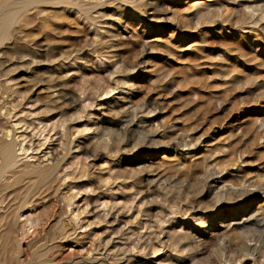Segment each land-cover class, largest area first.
Segmentation results:
<instances>
[{
	"label": "rangeland",
	"instance_id": "1",
	"mask_svg": "<svg viewBox=\"0 0 264 264\" xmlns=\"http://www.w3.org/2000/svg\"><path fill=\"white\" fill-rule=\"evenodd\" d=\"M85 1L86 0H83L82 2L86 3ZM90 1L94 2L97 0H93V1L87 0V3H90ZM101 1L104 2L103 4L107 2L106 3L107 5L105 4V6L103 5V6L96 7L94 11L95 12L97 11L99 13L97 12L92 13V16H96V15L102 16L103 14H105L104 15L105 17L104 16L101 17V19L97 22L99 27L96 24L97 25L96 28L98 29H94L93 26H91L92 29L89 27L90 32L83 31L81 33H78L79 35L77 34L78 36H76L75 40L73 41L74 43L72 42L73 43L72 48L74 50L75 49L76 51L79 50L80 53L87 52L84 54L85 56L84 55L80 56L82 58H85L83 59V61L86 60L87 63L85 64V69L81 70L82 72L80 75L81 77L75 74V76L73 77L75 79H72V82H70V85L73 84L72 85L73 89L76 87L74 92L78 91L77 88L81 90L78 92H82V94L75 92V97L79 96L78 98L79 100L77 101L76 111L77 113H79L78 116L81 118V120L78 119L79 123L77 125L73 124L71 128L73 129L76 128L75 130L80 132L83 125L84 126L86 125L88 130L85 131L83 134H79V136L76 133L72 135V139L73 138L74 139L71 145L67 147L66 149V152H67L66 156L60 162L59 172L60 171L61 172L58 173L57 176H58L59 182L61 184L63 183L64 185L62 184V186L57 187L59 188L57 189V195L58 197L60 195L62 196L68 189H71L70 190L71 192H69V194H72V195L74 194V199L71 201L70 208L66 209L67 212L65 211L66 214L62 212L60 214H62L61 217L63 218V220L65 221L67 220V223L68 224L71 223L70 225L73 226L72 228H74L72 238L70 237V239L77 237L76 239L79 242H81V245H83V247L78 248L75 245L74 247H68V245H65L63 249L64 250L66 249L67 252H69L70 250H72L71 248H75L78 251V254L81 255V256L78 255L80 256L79 258L85 261L90 262L92 259H94L95 256H96L95 258L99 257L98 259H101V258L104 259L101 261H105V260L109 261L111 259L110 256L115 258V256L119 254V252L120 253L121 251L123 252L124 247L127 246L126 249H128L129 248L128 246H130L129 244H131L132 242L137 245L138 242L135 243V241L138 239V236L141 237V240L143 242L145 241L149 243L151 242L150 246L156 247L157 249L159 247L158 245L159 243L157 242L159 240L166 241L165 238H167L168 235L175 233L174 236L178 235L179 237L182 236L181 238H183L190 234L195 237L199 236L198 237L200 239L199 244H200V248H202V251H196V250L193 251L190 248V247H193V244L191 245V243H188L189 240H187L185 244L180 245L181 249L179 247L180 251L178 250L179 252L178 254L175 251L169 252L167 251L166 248L164 249L163 247L161 248L159 247L157 249L159 250V252L155 257L149 253V252H152V250H149V249H145V251H148V252H145L143 250V255H142L141 254L142 251L140 252L138 250L140 249L139 246L142 247L144 243L142 244L139 242L137 246L136 245L133 246L134 248L136 247L135 249H137L133 251L135 254L133 252H130L128 249L127 255H124L123 257L120 256L119 258H121V260L117 261L118 263L116 262V264H125V263L127 264H157V263L160 264L161 262H162L161 264H167L168 263L167 259H169L170 257H171L170 259H172L173 257L178 258L181 255L183 258L182 257H179V258H182V259L187 258V262H190L189 264H192V262L194 264L196 263V261L198 264L201 261V264H202V260L203 262L204 260L207 262L209 260V262H211L212 255L209 254V252L212 250V248L213 250H217L218 252H220V254L222 252L223 254L225 253L223 255L224 257L229 255V258H231V261L233 262V264H239V263L240 264H255L256 262L254 263V261L252 260H246V261L240 260L239 261L238 258H236L237 256L229 252L228 248H224L225 245H223L224 243L223 240L217 241L215 240L216 239L215 236H213L214 234L213 232H215L214 230L220 227L219 225H222V226L224 225V223L221 224L223 222L221 219H228V218L231 219L232 218V216H230V214L228 213L232 211L233 208H230L229 206H222V207L220 206L216 208L213 204V200L209 198L211 196H209L208 193L204 192L201 194L200 197L196 198L197 195L195 196V194L193 193H190L188 191L187 193H185L187 188L189 187H187L186 190H183V188L185 187L180 185L179 182H181L182 184L183 180H186L187 177L190 176L192 178V174H194L195 172L199 170L197 166H202V165H199L202 163V160H203V163H218L220 160L221 165L229 164V162L224 161L226 160L224 159L225 157L229 158L230 160L227 159L226 161H230V162L232 161L234 157L236 158L239 157L240 159L238 158V161L242 162L241 163L242 165L241 164L238 165L242 171L240 170L239 173H236L235 171H231L230 172L231 175L241 174L242 176L241 172H244L246 175L247 173H249L252 176L255 173H258V174L259 172L262 173V169L264 171V165H262L264 164V161L263 162L261 161V160H264L263 159L264 158V137H263L264 127H262L264 126V124H262L264 123V80H263L264 72L260 71L258 68H255L254 64H251L253 62L247 61V59L251 56V53H253V51H256V50L259 52H262L261 55L264 58V47L259 46L258 43L251 41L249 34L245 32L247 29L242 28L243 26L242 24H245L246 22V20L244 19L245 17L248 20L247 22L251 20L250 22H256L258 25L260 24L262 27H264V19L261 20L259 16L260 11L258 10L257 12L254 11L253 13H251V8H250V7L254 8V6H257L258 8L261 7L263 9L264 0H246L244 2L242 0L236 1L235 2L236 5L234 9L235 11H233L232 13L236 17L232 18V20L229 23L226 21L227 24H222L221 22L222 20H220L222 17H219L221 16L220 11L216 14L217 16L215 15V13L214 14L212 13L213 15L212 14L208 15V11L205 12V8L203 6H205V4H213L214 1L216 0H213L212 3L208 2V0H197L199 1V4L193 7L190 6L192 2L189 3L190 5L189 4L187 5L184 3L188 0H185L184 2H182V0L181 2H175L179 0H132V2L131 0H128V1L101 0ZM189 1H192V0H189ZM135 7H137L136 8L137 10L135 9ZM139 7H141V9ZM163 7H164V10H162ZM154 9H155V12H154ZM172 10H175V11L173 12ZM140 13L143 15H141ZM78 15L76 16L79 17ZM80 19L82 20L83 16H80ZM182 22L183 24L184 22L185 24L186 23L187 24L183 25ZM177 26H181L182 28L180 27L178 28ZM70 27L72 28L73 25L71 24ZM185 28L187 29V31H184ZM105 31H107L108 33ZM110 33L112 34V36L114 35H117V36L115 38L113 37V40H112V37H110L111 35ZM154 33H158V34H154ZM119 35H122V39L121 38L119 39L120 37ZM135 35L136 37H134ZM131 36L134 38H132ZM98 41L100 43H98ZM102 41L105 44L106 43L107 44L106 45L101 44ZM117 41H120V42H117ZM85 42L89 44L82 45ZM108 42L110 44H108ZM37 44L38 42L35 43V45ZM99 44L103 46L100 45L99 47H95V46H98ZM89 45L91 46V48L92 47L93 48L91 49ZM106 46L108 47V49ZM109 46L113 48H110ZM36 47L39 48L41 47V45L38 44ZM55 47L57 48L54 49V52L56 51L59 52L61 45H57ZM101 47H104V48L102 49ZM54 52L52 53V55L55 57V59L56 58L58 59L59 56L56 55V53L54 54ZM49 55L51 54H45L43 56L41 55L39 59L44 60L45 59L44 57L47 58L49 57ZM91 60L95 64L91 63L92 62ZM83 61H79V63L77 61L75 64V67L73 66L72 69L76 70V68L80 66L82 68ZM62 62L63 60L59 61L60 64ZM233 64L236 66V71L234 70L235 73L234 71H232L234 68L232 66ZM8 65L5 67V71H6L5 77H7L6 85L12 86V89L15 90L17 89V85H14V84L17 83L16 76L18 75L19 70L13 68L14 65H10V66ZM46 65L48 64H45V66L40 67L38 69H35V71L39 73L37 74V76H41L42 74L41 77H38L39 79H42V77L44 76L43 74H45L47 70L49 72V68ZM17 67H20V65H17ZM22 70L24 71L25 68ZM241 72L242 74L239 75ZM69 74H71V72H69ZM82 75L84 78H86L85 80L82 77ZM235 76L236 78H234ZM12 78L13 79L15 78L14 81ZM80 78H82V80ZM232 78H234L235 80H233ZM260 78H262L261 79L262 81L260 80ZM76 80L78 83L76 82ZM81 83H83L82 85L84 89L82 88ZM77 84L78 86H76ZM84 84H88V85H84ZM89 85L90 86L92 85L93 88L92 86L89 87ZM106 85L107 87L105 88ZM129 85L131 86L129 87ZM80 87L82 89H80ZM89 88L91 89L89 90ZM86 89L87 91H84ZM102 89H104V91H102ZM76 93H78L79 95L78 94L76 95ZM130 93L132 94V105L133 106L131 107L130 104L126 105V108H127L126 110L128 112L126 111L125 113L124 111L123 112L121 111L120 107L127 103L125 101L126 99L124 98L126 97L128 98ZM39 96L37 95L39 99H42L43 96L42 95H39ZM94 96L96 97L94 98ZM30 102L31 100L29 101L28 104H26V106L24 105V107L22 108V113L20 114L18 113V115H21L22 117H24V114H26L25 117H28L26 119L27 120L26 125H30V127L25 129V126H24L20 130L14 128V130H17V131L13 132L15 134L14 149L17 155L16 161H17V165H20L22 163H32V164L41 163V165H45V164H48V162L49 163L51 162V157L49 156L50 152H48V151H51V147L52 148L55 147V149H57L56 155L58 157H62L63 153L65 152V150L62 149L61 147L65 139L64 138L61 139L59 136H60V133L66 128L65 127L66 125L64 124V126L59 129V132L57 130L58 134L55 135V137L52 136V134L55 132L56 129L53 130L54 132L52 130L48 132V130L50 128L53 129L54 125L56 124L55 122H57L56 119L58 120L61 118H58L57 116L55 118L51 117L49 121H44V122L41 121V123H39L40 117L37 115V113L41 111L42 107L41 106L39 107V105H36L34 102H31V103ZM31 105L35 106L36 108L35 107L33 108V106ZM129 107L132 109H130ZM118 110H120L121 113L118 112ZM105 113L107 115H105ZM131 115H133L134 117ZM121 116L122 117L124 116V117L121 118ZM110 117L112 118V120ZM130 118L133 119L132 124H134V122L143 121V125H145V127L141 128L142 129L141 132L143 133L145 132V134L140 133L141 135L140 136L137 129H135V126H130L128 128L126 127L127 129L124 128L126 130L119 129L120 126L124 125L123 121L121 120L130 121L131 120ZM100 119H107V120L109 119L110 121H113V122L115 121L114 123H116L118 127H114L113 129L115 130L111 131L110 134H108V136H102L100 138L102 140L101 142V144H103L102 146H104L105 143H107V146H104L105 148L107 147L106 148L107 152L106 150H104L105 152L104 154L108 156H105L103 154L99 156L100 159L99 158L97 159V157L93 156L94 154H96L95 153L96 151L95 152L94 150L92 151V148H90L91 150L88 148V149L82 150L81 152H79V148L82 145V143L85 144L87 141H88L87 143H89V140L87 139L95 135L94 127ZM256 119H259V120H256ZM249 120L253 124H251ZM259 122L262 124V126H259L260 125ZM9 123H10L9 125L12 126L15 123L14 119H11ZM249 124L252 127H250ZM31 127L33 128V130H31L32 129ZM43 128H44V131L40 135V139H43V138L46 139L47 142L43 146V148L46 147V149H43L42 152L39 153L40 151H36L35 149L36 147L34 146V143L36 142L35 139L38 138V129L42 130ZM116 128L118 130H116ZM191 129L192 131L190 132ZM240 129L243 130V132L240 131ZM146 130L147 131L149 130V131L147 132ZM246 131L248 134H252L253 136L246 134L245 133ZM256 131H258L259 133L262 131V133H260L259 135V133ZM20 132H23L21 134L22 137H18V135H20ZM135 133H138V134H135ZM238 134L241 137L244 135L243 136L244 138L242 137L244 140ZM32 135L34 136V138H32L29 141L28 139ZM142 135L144 136L150 135L151 137H148V138H151V139L149 141L147 140L143 141L144 139H147V138H144ZM236 135L240 137V140L238 136L236 137ZM249 136L250 137L252 136L253 138L252 137L250 138ZM255 136H258V137H255ZM140 137L144 139L141 141ZM221 137L223 138L220 139ZM226 137H227V142L225 139ZM230 137L231 139L233 137L234 138L231 140L229 139ZM260 137H263V139H261ZM21 138H24V141L21 142L19 145V141L21 140ZM188 138L189 139L194 138L195 140L197 139V141L199 139L200 148L197 150L196 147L189 148V146L188 147L182 146L180 141L183 139L184 141L189 140ZM51 139L53 140L49 141ZM152 140H153V144H157V145L151 144L153 145V148L149 144L150 141ZM220 140L221 142H219ZM237 140L239 142H237ZM241 140L244 142V144ZM188 142L189 141H185V143H188ZM231 142L235 144L233 145ZM136 143H139V145ZM238 143H241V144H238ZM113 144L115 146H113ZM132 144L133 146H136V145L142 146L143 144L142 146L143 150L132 152V149H134L133 147L131 148ZM231 144L232 146L230 147L229 145ZM158 145L160 146L158 147ZM177 145H178V149H177ZM24 146L29 148V150L25 154L23 153V151H21V148ZM108 146H110V148ZM118 146L122 148L129 147L128 149L130 152H128V150L125 151V153H127L126 154L127 157L125 155L122 156V153H121L122 148L119 149L120 147L117 148ZM154 146L156 149L154 148ZM160 147L164 149H161ZM225 147H227V149ZM114 148H117V150H115ZM212 148L213 150H211ZM229 148H232V149H229ZM233 148L236 150L238 148L239 150L243 148V150L236 151V150H233ZM58 149L60 150L62 149V152L63 150L64 152L61 153V151H59ZM108 150H109V153L111 152L110 156L108 154ZM215 150L217 152L216 154L214 153ZM248 150L253 152L254 155L250 151H249L250 153H248ZM229 151L232 152L231 155ZM205 152L206 154H204ZM233 152H236V153H233ZM132 153L135 155L138 154L137 156H140V157H143L144 155H154L153 158H150L149 156L146 157V159H150V161L152 162V165L154 167V172L159 173V174L161 173L163 179L164 177H166L167 179H170V178L172 179V176L175 177L176 178L175 182H177L180 185V187H178L179 185L177 184L176 188L177 187L178 189L182 188L181 190H179L180 193L178 192V194L177 193L175 194V192L178 191L177 189L174 193H172L173 195L166 192L167 185L163 181L162 186L166 185L164 186L166 188L158 189L159 191L158 190L153 191L152 192L153 194H151L149 192L150 187L146 184V182H144V180L146 179L145 176L139 173V174H136V177H133V173H127L128 171L134 172L136 170L134 173H138L140 171L138 170L139 165L131 162V158L133 157L131 155ZM180 153L183 156L180 155ZM247 153H248V156H247ZM257 153L259 154L257 155ZM194 154L196 157L193 156ZM207 154H209V157ZM221 154H223L224 157ZM249 154H251L250 155L251 157H249ZM75 155H77L78 160L81 163H85L87 166H89L87 169L88 179L87 178H85V180L76 179L75 182L71 180V176L74 173L75 175L73 176L74 177L76 176L77 170H75V168L76 169L79 168V164L77 166L71 164L72 158ZM191 155L193 157H191ZM205 155H207V157ZM213 155H217V156L214 157ZM240 155L241 156L243 155V156L241 157ZM173 156H175L176 158ZM210 156L213 157L212 160H211L212 157ZM230 157H232V159ZM172 158H175V159H172ZM182 158L185 160V162H183L184 160ZM258 158L260 159L259 161H258ZM243 162L244 163L246 162L245 163L246 166ZM175 164L176 165L178 164L177 165L178 167ZM156 165L159 166V168L155 169V167H157ZM176 167L177 169H175ZM192 167L197 170H194ZM191 168L193 169V171L189 170ZM159 169L161 170V172ZM164 169L167 172L164 173L162 171ZM170 169L172 171H170ZM174 169L178 171V174L175 173L177 171H174ZM119 171L122 173L120 174ZM71 172L72 173L74 172V173L72 174ZM172 172H174V174L171 175ZM179 173H182V175ZM186 173H188L189 176L187 174V177H186L185 175ZM110 174H113V175L118 174L119 177L121 175L122 177L116 179L114 182L112 181L114 179L109 178L108 182H110V184L103 183L107 185L105 188V185L99 182L100 181L99 178L100 177H102L101 179L106 178V175L108 177ZM130 174H132L131 176L133 178L130 176ZM165 174L166 175L169 174L170 175L168 176L169 178ZM69 175H70V178H69ZM90 175L92 176V178ZM179 175H181V177ZM184 175L186 177L185 179H184ZM98 176L100 177L98 178ZM182 176H183V179H182ZM179 177L182 180L178 179ZM230 178L231 176L228 177V179ZM188 180H190V178H188ZM59 182L57 183V186L60 184ZM183 183L185 184V181ZM197 186L199 187L198 188L199 190H202V186L204 187V189L206 187L202 183ZM197 186L192 188L194 193L198 191ZM141 189H143L142 191H144V192L141 191L142 194L140 192ZM182 190L183 192L185 191L184 194ZM162 191H164V193ZM189 191H192V190H189ZM159 193H161V196ZM189 194H192L195 196V197L193 196L194 198L193 200L189 199L192 197V195L190 197ZM188 195H189V198L187 197ZM154 196L155 197L157 196L156 198L157 206H154L155 205L153 204L154 202H152L153 205L150 204L151 202H146V200L148 201ZM171 196H173L174 199ZM185 196H186V199L188 198V200L185 199L184 201L185 204H184L182 201L183 200L182 198ZM104 197L106 198V200L108 199L110 200L108 201L111 203V205L108 206V208L107 207L104 208L103 211H102V207L100 206L98 208H95L94 206L96 204V201L99 200L100 198L104 199ZM162 197L165 198L164 200L165 202L169 200L167 203H170V204L172 203L170 205L171 207L179 203V206L183 207L184 209L185 207H187L186 209L195 207V209L200 208V210L198 209V211L188 212L184 216L185 218H179L177 216L176 218L174 217L173 213L170 216H168L171 213L170 211L176 212L177 210L176 208L171 209V207L168 206L169 204L165 203L162 200L163 199ZM175 197L176 198L180 197V200L179 198H177L176 200ZM168 198H171V201ZM262 201L263 200L261 198H258L254 200L253 202L247 201L245 202V204H241V205H243L244 208L247 207L246 208L247 211L249 210V212H252L254 208L257 206V204L259 205V203H261ZM114 202L117 205H114L115 204ZM144 203L146 204L145 206H144ZM191 203H192V206L194 205L193 207L190 206ZM202 203L204 204V207ZM208 203L209 204L212 203L209 205L210 208L209 206H207ZM130 204H131V208H129ZM162 204L164 205L165 208L162 206ZM165 204H167V206ZM180 204H183V205H180ZM60 206H62V203H60ZM125 206H127L126 207L128 208L127 210ZM158 206L159 207L162 206L164 209H166L167 207V209L164 210L163 208L161 207L159 208ZM109 208H110V211L112 208L111 212H108ZM119 208H121V210ZM158 208L161 209L162 213L161 212L157 213V210H159ZM168 208L170 209L169 211H167ZM202 208L206 210L204 209L202 210ZM39 209L41 208H38L37 211H40ZM146 210L147 212L149 211L148 214L151 213L149 216L147 212H145ZM137 211L140 213L138 214ZM237 211H240V210H237ZM103 212L104 214L107 212L109 215L103 218L104 217ZM144 213H146L147 215H145ZM154 213H156L158 216L156 217V214L155 216H152ZM27 214H28L27 212L23 213L19 219L20 221L18 220V225H20L21 228L23 226L21 231H19V234H22V236L26 238V239L24 238L25 239L24 240L22 237L25 244L31 243V240L34 239L33 238L34 236H32L33 235L32 232L36 228V227L34 228L31 227L29 222H26L25 224L24 220L28 216ZM99 214H102L103 217ZM160 214H162V216H160ZM146 216L147 217L152 216V217L146 218ZM159 216L163 218V220L160 219ZM200 217L203 219H201ZM244 217L246 216L242 214L239 215V218L241 219ZM258 218H261V217L258 216ZM69 219L72 221H70ZM157 220L159 223H157ZM161 221L164 224L160 223ZM143 223L148 224V225L146 224L147 226H144L147 229H144L141 226V224ZM156 224H160L159 227L161 228H159L158 225ZM25 225L26 227H24ZM116 231H119V232H116ZM120 231L124 233V235ZM167 232H169V234H167ZM241 235H242V240H246L243 242L247 246L252 245L256 241H259V242H256L257 244H261V242H263L262 244H264V230L256 226H250L248 227L247 230L242 229ZM127 236L130 237L131 240L130 239L126 240V238H128ZM154 236L155 237L158 236L159 238L153 239L152 237ZM250 236L254 237L252 238V240L250 239L252 242L247 241L249 240L248 237ZM212 237H214L215 239ZM78 238H80L81 240H79ZM124 239L126 241H131V243L124 242L125 241ZM155 239L157 240L155 241ZM254 239H256V241ZM82 240H84L83 242L85 241L86 242L83 244ZM107 240L109 243L107 242ZM208 240L211 241V244L210 242H208ZM153 242H156V243L153 244ZM91 243H94L95 246L92 247L91 245L90 246L91 249H89L90 248L89 245ZM122 243L126 245L124 246V244ZM202 243L203 244L205 243V244L203 245ZM207 243L208 245L206 246ZM97 245H100L102 248L101 247L98 248ZM211 246H215L216 248L211 247ZM95 247H97L98 250L94 249ZM122 247L123 249H121ZM63 249L60 248L61 252L64 251ZM115 249L118 250L117 251L118 253L116 252ZM119 249H121V251ZM79 250L81 252H79ZM82 250H85V251H82ZM87 250L88 251L92 250L93 253L92 252L89 253L90 251L88 252ZM55 251H57V249H55ZM131 253L132 255H130ZM144 253H145V256H147L146 259L144 257ZM136 254H138L139 256H137ZM205 256L206 258L207 257L208 258L206 259ZM127 257L130 259L126 260ZM199 259L200 261H198ZM210 264H215V263L211 262ZM224 264H228V263H224Z\"/></svg>",
	"mask_w": 264,
	"mask_h": 264
},
{
	"label": "bare ground",
	"instance_id": "2",
	"mask_svg": "<svg viewBox=\"0 0 264 264\" xmlns=\"http://www.w3.org/2000/svg\"><path fill=\"white\" fill-rule=\"evenodd\" d=\"M82 1L81 0H0V264H116L117 261L121 260V258H119L120 256L123 257L124 255H127L128 249H129L130 252H133L134 250H137V249H135L136 247L135 248L133 247L136 244H134L133 242H132L133 243L132 244L131 241H126V240H129L130 239V237H128V236H127L128 238L125 237L126 240L124 239L125 240L124 242H126V243L127 242H130L131 243V244H129L130 246H128L129 248L126 249L127 246L124 247L126 244L122 243V244H124V246H123L124 249H123V247L121 248V249H123V252L121 251V249H119L121 251V253L119 252V254H117L115 256V258H113L112 256H110L111 259L109 261H107V260L101 261V260H104V259H102V258L101 259H98L99 257L98 258H95L96 256L90 262L89 261H85V260L79 258L81 255L78 254V251L75 248H71L72 250H70L69 252H67L66 249H65L66 251L63 249L65 245H68V247H74V245L77 246L78 248H82L83 247V245H81V242H79L76 239L77 237H75L73 239H70V237L72 238V234H73V231H74L73 229L74 228H72L73 226L70 225L71 223L70 224L67 223V220L66 221L63 220V218L61 217L62 214H60L61 212L62 213H65L66 209L70 208L71 201L74 199V194L73 195L72 194H69V192H71L70 191L71 189H68L67 188L68 190L62 196L60 195L61 197L60 196L58 197V195H57V189H59L57 187L62 186V184H63V183L61 184L59 182L57 174L61 172V171L59 172V166H60L61 160L67 154L66 149H67V147H69L71 145V143H72V141L74 139V138L72 139V135H74V133H76L79 136V134H83L85 131L88 130V128L86 127V125L85 126L83 125L82 129L80 130V132L77 131V130H75L76 128L75 129L71 128L73 124L77 125L79 123V120H81V118L78 116L79 113H77V111H76L77 101L79 100L78 99L79 96L78 97H75V92H78V91H81V90H79V88H77L78 91H75L74 92V90L76 89V87L73 89V87H72L73 84L70 85V82H72V79H75V78H73L75 76V74L77 76H80L81 75V73H82L81 70L82 69H85V64L87 63L86 60L83 61V59H85V58L80 57V56L84 55L87 52H85V53L81 52L80 53L79 50H78L79 52L76 51V49L74 50L72 48V45L74 43L73 41L75 40L76 36L79 35L78 33H81L83 31L90 32L91 26H93L94 29H98V28H96V26L98 25L97 22L105 14H103L102 16H100V15L92 16V13H96L97 12V11L96 12L94 11V9L96 7L103 6V5L105 6V4L107 3L106 2L105 4H103L104 2L101 1V0H97V1H94V2H91L90 1V3H87V0L85 1L86 3H83ZM123 1H128V0H123ZM184 1L185 0H182V2H184ZM216 1H214L215 4L214 3L213 4H205V6H203L205 8V12L208 11V15H210L212 13L213 14L215 13V15H216L220 11V15L221 16H219V17H222L220 19V20H222L221 21L222 24H227L226 21L229 23L232 20V18L236 17L232 13H233V11H235L234 10L235 9V5H236L235 2L238 1V0H218L217 2ZM239 1H241V0H239ZM242 1L244 2L246 0H242ZM131 2H132V0H131ZM175 2H181V0L175 1ZM190 2H192L191 5L189 4ZM208 2H211L212 3L213 0H208ZM184 3L187 4V5L189 4L191 7H193L195 5H198L199 4V1H197V0L189 1L188 0V1L184 2ZM136 8L137 7H135V9ZM139 8L141 9V7H139ZM139 8H138V10H139ZM250 8H251V13H253L254 11L257 12L259 10L260 11L259 12L260 19L261 20L264 19V8L263 9L261 7L258 8L257 6H254V8H252V7H250ZM155 9H154V12H155ZM162 10H164V7L162 8ZM175 10H172V11L174 12ZM97 13H99V12H97ZM76 15H78L79 17H77ZM141 15H143V14H141ZM246 15H248V14H246ZM80 16H83V19L82 20L80 19ZM244 19L246 20V22L248 21L246 19V17ZM250 21L247 22V23L245 22V24H242L243 25L242 28H246L247 29L245 32H247V34H249V36L251 38V41L256 42V43H258L259 46L264 47V27H262L260 24L258 25L256 22H250ZM237 23H239V22H237ZM259 23H260V21H259ZM71 24L73 25L72 28L70 27ZM182 24H183V22H182ZM184 24H185V22H184ZM256 24L258 25V27H257ZM98 27H99V25H98ZM177 27L178 28L179 27L182 28L181 26H177ZM184 31H187V29L185 28ZM105 32H107V31H105ZM154 34H158V33H154ZM188 35H190V34H188ZM116 36L117 35H114V36H112V34L110 35V37H112V40H113V37L115 38ZM119 36H120L119 39L120 38L122 39V35H119ZM134 37H136V35ZM134 37H132V38H134ZM116 39H118V38H116ZM101 40H102V38H101ZM99 41H98V43H100ZM36 42H38V44H40L41 47L37 48L36 46L38 44L35 45ZM102 42H101V44H104V45L107 44V43L105 44L104 42L103 43ZM117 42H120V41H117ZM85 44H89V43H86L85 42L82 45H85ZM101 44H99L98 46H95V47H99ZM108 44H110V43L108 42ZM57 45H61V48L59 49L60 51L59 52L58 51L54 52V49L57 48L55 46H57ZM90 45H89V47L91 48ZM101 46H103V45H101ZM111 46H109V47L110 48H113ZM81 48H82V46H81ZM101 48L103 49L104 47H101ZM107 49H108V47H107ZM53 52H54V54L56 53V55L59 56L58 59L57 58L55 59V57L52 55ZM261 53L262 52H259L257 50L256 51H253V53H251V56L247 59V61L253 62L251 64H254V67L255 68H258L260 71L264 72V58L261 55ZM45 54H51V55H49V57H47V58L44 57L45 58L44 60L39 59V57L41 55L43 56ZM99 54H98V56H99ZM50 56H52V57H50ZM60 60L61 61L63 60V62L61 64L59 63ZM77 61H78V63H79V61H83V67L81 68V66H80V67H77L76 70H73L72 68H73V66L75 67V64H76ZM91 63H93V61ZM45 64H48L46 66L49 68V72L47 70V72L45 74H43L44 76L42 77V79H39L38 77H41L42 74H41V76H37V74H39V73H37L35 71V69H38L40 67H43V66H45ZM93 64H95V63H93ZM246 64H248V63H246ZM251 64H249V65H251ZM7 65L8 66L14 65L13 68L19 70V73L16 76L17 83L15 82L16 84H14V85H17V89H15V90L12 89V86L6 85L7 84L6 83V78L7 77H5L6 76L5 67ZM17 65H20V67H17ZM232 66L234 67L232 71H234V70L236 71V66L234 64ZM21 68L22 69L25 68V70H26L27 73L25 72V70L23 71ZM235 71H234V73H235ZM255 71H256V69H255ZM69 72H71V74H69ZM241 74H242V72L239 75H241ZM253 76H254V74H253ZM82 77H83V75H82ZM234 78H236V76ZM234 78H232V79L235 80ZM14 79H13V81H14ZM80 79L82 80V78H80ZM85 79L86 78H84V80ZM223 79H224V77H223ZM232 79H230V80H232ZM261 79L262 78H260V80ZM263 80H264V78H263ZM11 82H12V80H11ZM76 82H77V80H76ZM79 84H80V82H79ZM82 84L83 83H81V85ZM88 84H84V85H88ZM258 84H260V83H258ZM81 85H79V86H81ZM76 86H78V84ZM91 86L89 85V87H91ZM130 86L131 85H129V87ZM106 87H107V85L105 86V88ZM82 88H83V85H82ZM82 88L80 87V89H82ZM92 88H93V86H92ZM90 89L91 88H89V90ZM104 89H102V91H104ZM100 90H98V91H100ZM84 91H87V89L84 90ZM78 93H81L82 94V92H78ZM78 93H76V95ZM83 93H85V92H83ZM37 95L38 96L39 95H42L43 96L42 99H39L37 97ZM95 97L96 96H94V98ZM124 99H126L125 101L127 103L124 104L123 106H121L120 109H121L122 112L124 111L126 113V111H127L126 110L127 109L126 108V105L130 104L131 107L133 106L132 105V94L130 93V95L128 96V98L126 97ZM30 100H31V102H34L36 105H39V107L40 106L42 107L41 111L42 110L43 111L42 112L39 111V113H37V115L40 117L39 118V120H40L39 123H41V121H43V122L44 121H49L51 117L52 118H55L57 116L58 118H61V119H58V120L56 119L57 122H55L56 124L54 125V128L53 129L50 128L48 130V132H50L51 130L53 131L54 129H56L55 132L53 131L54 133L52 134V136L55 137V135L58 134L59 129L61 127H63L64 124L66 125L65 126L66 128L60 133V136H59L61 139L62 138L65 139V141L63 142V145L61 147H62V149L65 150L66 153L64 152V150H63V152H64L63 153L62 152V149L61 150L58 149L59 151H61V153H63V155L61 154L62 157H58L56 155L57 154L56 153L57 149H55V147H53V148L51 147V151H48V152H50V155L49 156L51 157V162L50 163L48 162V164H45V165H41V163H36V164H32V163H22L20 165H17V161H16L17 155H16V151L14 149V147H15V140H14L15 134L13 132L14 131H17V130H14V128L20 130L24 126H25V129H27V128L30 127V125H26V121H27L26 119L28 118V117H25L26 114H24V117H22L21 115H18V113L19 114L22 113V108L24 107V105L26 106V104H28ZM33 105H31V106H33ZM242 105H243V103H242ZM34 107L35 106H33V108ZM130 109H132V108H130ZM118 112H120V110H118ZM119 114H118V116H119ZM105 115H107V114L105 113ZM85 116H86V114H85ZM131 116H133V115H131ZM81 117H83V116H81ZM123 117L121 116V118H123ZM115 118H116V116H115ZM11 119H14V122H15L12 126L9 125L10 124L9 121ZM127 119H129V118H127ZM130 119H131L130 121L129 120L128 121L121 120V121H123L124 125L120 126L119 129L120 130H123L126 127L128 128L130 126H135V129H137L139 135H140V133L141 134H145V132L144 133L141 132L142 131L141 128L145 127V125H143V121L142 122L141 121L140 122H134V124H132L133 123V119L132 118H130ZM111 120H112V118H111ZM254 120H255V118H254ZM256 120H259V119H256ZM32 122H34V121H32ZM114 122L113 121H110L109 119L108 120L107 119H100L97 122V124L95 125V127H94L95 135L94 136H91L89 139H87V140H89V143H87L88 141L86 142L87 144L86 143L85 144L82 143V145L79 148V152H81L82 150L88 149V148L89 149L92 148V151L93 150H94V152L96 151L95 152L96 154L93 155L92 154L93 152L91 154L94 157H97V159L98 158L100 159L99 156L103 155L105 153L104 150H106V148H107V147L106 148L104 147V146H107V143H105V145L102 146L103 144H101L102 140L100 138L102 136H108V134H110L111 131L115 130V129H113L114 127H118V125L116 123H114ZM247 122H248V120H247ZM246 124H248V123H246ZM251 124H253V123L251 122ZM259 124H260L259 126H262V124H264V123L261 124L259 122ZM249 126L252 127L250 124H249ZM262 127H264V126H262ZM44 128L42 130L41 129L40 130L38 129V138L35 139L36 142L34 143V146L36 147L35 149H36V151H40L39 153H41L43 149H46V147L43 148V146L47 142L46 139L45 138L40 139V135L43 133ZM126 129H124V130H126ZM139 129H141V130H139ZM31 130H33V128ZM57 130H58V132H57ZM116 130H118V129L116 128ZM191 131H192V129L190 130V132ZM240 131L243 132V130H241V129H240ZM262 131L260 133H262ZM256 132H258V131H256ZM22 133L23 132H20V135H18V137H22V135H21ZM138 133H135V134H138ZM245 133L248 134L247 131ZM260 133H259V135H260ZM263 134H262V136H263ZM238 135H236V137ZM248 135H252V134H248ZM142 136L144 138H147V139H144L143 138L144 139L143 140L142 137H140L141 138L140 139L141 141L142 140L143 141H146V140L149 141L151 139V138H148V137H151L150 135H146V136L142 135ZM258 136H255V137H258ZM199 137H201V136H199ZM223 137H225V136H223ZM223 137H221L220 139H222ZM240 137H239V140H240ZM246 137H247V135H246ZM263 137H260V138L263 139ZM32 138H34L33 135L30 136V138L28 140L30 141ZM225 139H226V142H227V137ZM229 139H231V137ZM52 140L53 139H51L49 141H52ZM256 140H257V138H256ZM23 141H24V138H21V140L19 141V145ZM181 141H180V143H181L182 146H187V147L189 146V148L190 147H196L197 150L200 148V141H199V139H198V141H197V139L195 140L194 138H190L189 140H185V141H189L188 143H185L184 139L181 140ZM219 142H221V140ZM222 142H223V140H222ZM226 142H224V143H226ZM237 142H239V141L237 140ZM237 142H236V144H237ZM246 142H248V141H246ZM139 143H136V144L139 145ZM155 143H156V141H155ZM231 143L233 144V142H231ZM149 144L150 145L153 144V140L150 141ZM176 144H177V142H176ZM232 144L229 145V146L231 147ZM238 144H241V143H238ZM243 144H244V142H243ZM138 145L133 146V144H132L131 148L132 147L134 148V149H132V152L133 151L143 150V147H142L143 144H142V146L141 145L138 146ZM150 145H148V146H150ZM153 145H157V144H153ZM153 145H151L152 148H153ZM160 145H158V147ZM113 146H115V145L113 144ZM213 146H214V144H213ZM56 147H58V146H56ZM108 147L110 148V146H108ZM119 147L120 146H118L117 148H119ZM125 147L124 148H122V147L119 148V149H121V148L123 149V150L121 149L122 156H124V155L126 156L127 153H125V151L128 150V152H130L129 149H128L129 147L128 148H125ZM215 147H217V146H215ZM236 147H238V146H236ZM117 148H114V149L117 150ZM154 148H155V146H154ZM160 148L161 149H164L162 147H160ZM173 148H175V147H173ZM225 148L227 149V147H225ZM244 148H245V146H244ZM177 149H178V145H177ZM214 149H216V148H214ZM226 149H225V151H226ZM229 149H232V148H229ZM28 150H29V148L28 147H25V146L21 148V151H23L24 154ZM211 150H213V148ZM233 150H236V149L233 148ZM237 150H239V148ZM241 150H243V148L240 149L239 151H241ZM219 151H221V150H219ZM249 151L250 150H248V153L251 152V151L250 152ZM106 152H107V150H106ZM222 152H220V153H222ZM229 152H228V154H229ZM110 153H109V150H108L109 156L111 155ZM214 153L215 154L217 153L216 150H215ZM231 153L232 152H230V155H231ZM233 153H236V152H233ZM248 153H247V156H248ZM251 153L253 154V152H251ZM204 154H206V152ZM238 154H236V155H238ZM258 154L259 153H257V155ZM104 155L105 156H108L106 154H104ZM131 155L133 156L131 158V162L138 164L139 165V167H138L139 169L138 170H140V171L138 173H134L136 170L134 172H129L128 171L127 173H133V177H136V174H139V173L141 175L145 176L146 179L144 180V182H146V184L150 187V191L149 192L151 194H153L152 193L153 191H156L158 189H164V188H166V187H164L166 185H167L166 192L172 194L177 189L178 191L175 192V194L176 193L178 194L179 190L182 189V188H179L178 189V187H180V185H182V186L185 187V188H183V190H186V188L189 187V188H187L186 192L184 191L185 193H187V191L190 192V193H193V194H195V196L197 195L196 198L200 197L201 194L204 193V192L208 193L209 196H211L209 198H211L213 200V204H214V206L216 208L217 207H220V206L221 207L222 206H229L230 208H233V210L228 213V214H230V216H232V218L231 219L230 218H228V219H221L223 221L221 224L224 223V225L223 226L222 225H219L220 227H218V228H216L214 230L215 232H213L214 233L213 236H215L216 239L214 237H212V238H214L217 241L218 240L219 241H222L223 240V242H224L223 245H225L224 248H228L229 249V252L232 253V254H234L235 256H237L236 258H238L239 261L240 260H242V261L252 260V261H254V263L256 262L255 264H263L264 263V244H262L263 242L260 241L261 244H257L256 242H259V241H256V239H254L256 242L253 241L255 243H253L250 246H247L243 242V241H246V240H242V235H241V230L242 229L247 230L248 227H250V226H256V227L264 230V203H263V201H264V171H263V169H262V173L261 172H259V174L258 173H255L252 176L249 173H247V175H246L244 172H241L242 173V176H241V174L240 175H237V174L236 175H231L230 174L231 171H235L236 173H239L240 170H241V168L238 166V165H240L242 163V162H239L238 161V158L239 157L236 158V157L232 156V157H234L233 159H232V157H230L232 159L231 162L230 161H226L229 158H226L225 157L224 159H226V160H224V161L225 162H229V164H226V165H221L220 164V160L218 162L219 164L218 163H203V160H202V163L199 164V165H202V166H197L199 170L197 172L194 171L195 173L192 174V178L189 176L188 173H186L185 174L186 177H187V174H188L189 177L186 178L185 175H184V179L186 178V180H183V182L185 181V184L183 182H182V184H181V182H179L180 183V185H179L177 182H175V179H176L175 177L172 176V179L171 178L170 179H167L166 177H164V179H163L161 173L159 174V173H155L154 172V167L152 165V162L150 161V159H146V157H148V156L150 158H153L154 155H144L143 157L137 156L138 154L135 155L133 153ZM180 155H182V154L180 153ZM207 155L209 157V154H207ZM207 155H205V156L207 157ZM217 155H213V156L215 157ZM221 155H223V154H221ZM250 155L251 154H249V157H251ZM105 156H103V157H105ZM112 156H113V154H112ZM193 156H195V154ZM193 156L191 155V157H193ZM173 157H175V156H173ZM210 157H212V156H210ZM223 157H224V155H223ZM175 158H172V159H175ZM212 159H213V157L211 158V160ZM260 159H261V157H260ZM260 159L258 158V161ZM261 161L263 162L264 160H261ZM146 162H148V163H146ZM183 162H185V160ZM176 163H177V161H176ZM71 164H73L75 166H77L79 164V168L78 169L75 168V170H77V173H76V176L75 177L73 176V175H75V173L73 172L74 173L73 174L71 172L73 174L71 176V180L72 181L75 182L76 179H78V180H80V179H82V180L84 179L85 180V178L88 179V170L87 169H88L89 166H87L85 163H81L78 160L77 155H75L72 158V163ZM251 164H252V162H251ZM247 165H248V163H247ZM262 165H264V164H262ZM245 166H246V164H245ZM177 167L175 169H177ZM182 167H183V165H182ZM156 168H159V166L155 167V169ZM192 168L189 169V170H192V171H193V169L194 170H197L195 168H193V169ZM175 169H174V171H177ZM178 169H180V168H178ZM162 171L164 173L167 172V171H165V169L162 170ZM170 171H172V170L170 169ZM160 172H161V170H160ZM119 173L121 174L122 172L119 171ZM168 173H169V171H168ZM175 173L178 174V171L175 172ZM172 174H174V172H172L171 175ZM179 174L182 175V173H179ZM131 175L132 174H130V176ZM181 175H179V176L181 177ZM166 176L168 177L170 175L168 174ZM174 176H176V175H174ZM229 176H231L230 179H228ZM99 177L100 176H98V178ZM120 177H122V175ZM120 177H119L118 174H114V175L113 174H110L108 177L106 175V178H103V179H101L102 177H100L99 178L100 179L99 182L102 183V184L103 183H105V184L106 183H109L110 184V182H108V179L109 178L114 179V180H112L114 182L116 179H118ZM180 177L178 179H180ZM69 178H70V175H69ZM91 178H92V176H91ZM188 178H190V180H188ZM139 179H141V178H139ZM182 179H183V176H182ZM182 179H180V180H182ZM57 181L60 183L58 186H57V183H58ZM163 181L166 184L164 186H162ZM97 183H98V181H97ZM201 183L204 184L206 187L204 189V187L202 186V190H199L198 189L199 187L197 185H199ZM105 184H103V185H105ZM177 184L179 186L176 188ZM103 185H101V186H103ZM134 185H136V184H134ZM106 186L107 185H105V188H106ZM196 186H197L198 191L196 190L197 192L194 193L192 188H194ZM131 187H132V185H131ZM138 187H140V186H138ZM143 189H141L140 192ZM183 190H182V192H183ZM189 190H192V191H189ZM142 192H144V191H142ZM142 192H141V194H142ZM162 192L164 193V191H162ZM184 192H183V194H184ZM146 193H148V192H146ZM159 194L161 196V193H159ZM167 194H166V196H167ZM170 194H169V196H170ZM189 195L191 197L192 194H189ZM189 195L187 196L188 198H189ZM193 196L194 195H192V197L189 198V199L190 200L191 199L193 200L194 199ZM171 197L173 198V196H171ZM102 198H100L99 200H97L95 206L94 205L93 206L95 208H98L100 206V207H102V211H103L104 208H106V207L108 208V206H110L111 203L109 202L110 201L109 199H108L109 200L108 201V200H106L105 197H104V199H102ZM148 198H146V199H148ZM156 198H157V196L156 197L154 196L151 199H149L148 201L146 199H144V200H146V202H151L150 204H152V202H154L153 203V204H155L154 206H157V204H156V202H157L156 201ZM177 198H179V200H180V197H177ZM177 198H176V200H177ZM188 198L186 199V196L183 197L182 198L183 199L182 200L183 203H184L185 199L188 200ZM258 198H261L263 201L261 203H259V205L257 204V206L254 208V210L252 212H249V210L247 211L246 210L247 207L244 208L243 205H241V204H245V202H247V201L253 202L254 200H256ZM168 199H170V201H171V198H168ZM162 200L164 201L165 198H163ZM162 200H161V202H162ZM168 201H166V202L164 201V202L167 203ZM182 201H181V203H182ZM60 203H62V206H60ZM145 203H144V206L146 205ZM167 204H169L168 206H170L172 203L171 204L170 203H167ZM167 204H165V205L167 206ZM210 204H212V203H210ZM210 204L208 203L207 206H209ZM114 205H117V204L115 203ZM180 205H183V204H180ZM162 206L164 207L163 204H162ZM162 206H160V207L163 208ZM190 206L193 207L194 205L192 206V203H191ZM126 207L127 206H125V208ZM203 207H204V204H203ZM38 208H41V209H39L40 211H37ZM129 208H131V204H130V207ZM169 208H168L167 211L170 210ZM172 208H176L177 211L176 210H174L176 212L170 211L171 213L168 216H170L173 213L174 214V217L177 216L179 218H185L184 216L188 212L198 211V209L200 210V208H198V209L196 208L195 209V207L188 208V209H186L187 207H185V209H184L183 207H180L179 206V203L177 205L175 204L173 207H171V209ZM209 208H210V206H209ZM119 209L121 210V208H119ZM127 209L128 208H126V210ZM166 209H167V207H166ZM166 209H164V210H166ZM203 209L204 208H202V210ZM108 210H109L108 212H111L112 211V208H111V211H110V208ZM159 210H157V213H159V212L162 213L161 209H159ZM204 210H206V209H204ZM237 210H240V211H237ZM25 212L28 213L27 214L28 216L24 220L25 221V224H26V222H29V224H30L31 227H33V228L36 227L33 230V232H32V234H33L32 236H34L33 237L34 239L33 238H32L33 240L30 239L31 240V243L27 242L29 244H25V242L23 241V239L25 237H23L22 234H19V231H21V229L23 228V226L21 228V226L18 225V220L20 219V217L22 216V214L25 213ZM143 212H144V210H143ZM143 212H141V213H143ZM145 212H147V210ZM139 213L140 212H138V214ZM148 213H149V211L147 212V214ZM165 213H167V212H165ZM144 214L147 215L146 213H144ZM150 214H148V216ZM155 214L156 213H154L152 216H155ZM240 214H242V215H244L246 217H244V218L241 219V218H239V215ZM99 215L102 216V214H99ZM108 215L109 214L107 212L105 214L103 212V216L104 217L103 216L102 217L105 218ZM141 215H143V214H141ZM157 216L158 215L156 214V217ZM160 216H162V214H160ZM164 216H166V215H164ZM258 216H260L261 218H258ZM151 217H147L146 216V218H151ZM160 219L163 220V218H161V217H160ZM201 219H203V218H201ZM113 220H114V218H113ZM70 221H72V220H70ZM157 223H159L158 220H157ZM160 223H163V222L161 221ZM146 224L147 223H143V224H141V226L144 229H147V228L144 227V226H147L148 225V224L147 225ZM88 225H90V224H88ZM156 225H158V227H159L160 224H156ZM24 227H26V225ZM150 227H151V225H150ZM159 228H161V227H159ZM159 231H160V229H159ZM116 232H119V231H116ZM122 234L124 235V233H122ZM165 234H166V232H165ZM167 234H169V232H167ZM174 235H175V233H173L171 235H168L167 238H165L166 241H160L159 240L157 242V243H159L158 244L159 247L160 248L163 247L164 249L166 248L167 251H169V252L170 251H175L178 254L179 253L178 250H179L180 245L181 244H185L187 242V240H189L188 243H191V245L193 244V247H190L193 251L194 250H196V251H202V248H200V244H199V242H200V239L198 238L199 236L198 237H195V236L189 234L186 237L181 238L182 237L181 235H180L181 237H179L178 235H177L178 237L177 236H174ZM184 235H186V234H184ZM119 236H121V235H119ZM22 237H23V239H22ZM250 237H248L249 240H247V241L252 242L251 240L254 237H252V236H250ZM152 238L154 239V238H159V237L158 236L157 237L154 236ZM219 238H221V239H219ZM248 238H246V239H248ZM78 239L81 240L80 238H78ZM190 239H191V241H190ZM156 240L157 239H155V241ZM83 241L84 240H82V242ZM85 242H83V244ZM107 242H108V240H107ZM136 242H138V244H139V242L142 243V244L144 243L142 247L139 246L140 249L138 250L140 252L142 251V253H141L142 255H143V250L145 251V249L152 250V252H149V253L152 256H155V257H156V255L159 252V250H157L159 247L156 249V247L150 246V243L151 242L149 243V242L145 241L146 242L145 243V242H143L141 240V237H139V236H138V239L135 241V243ZM208 242H210V244H211V241L208 240ZM62 243H64V244H62ZM88 243H90V242H88ZM99 243H101V242H99ZM154 243H156V242H153V244ZM93 244L94 243H91L89 245V247L91 245H92V247L95 246V244L94 245ZM60 245H62V246H60ZM207 245H208V243L206 244V246ZM218 245H220V244H218ZM215 246H211V247H215ZM97 247L100 248L101 246L100 245H97ZM97 247H95L94 249H97ZM60 248L63 249L64 251L61 252ZM190 248H189V250H190ZM55 249H57V251H55ZM89 249H91V247ZM180 249H181V247H180ZM82 251H85V250H82ZM117 251L118 250H116V252ZM79 252H81V251L79 250ZM91 252L93 253L92 250L89 253H91ZM113 252H111V253H113ZM135 252H137V251H135ZM145 252H148V251H145ZM209 254L212 255V260L213 261L211 260V262H214L215 264H224V263L233 264V262L231 261V258H229V255L224 257L223 255L225 253L223 254V252L220 254V252H218L217 250H213V248H212V250L209 252ZM78 255H80V256H78ZM130 255H132V253ZM136 255L139 256L138 254H136ZM99 256H100V254H99ZM128 257H130V256H128ZM128 257H127L126 260H129L130 259ZM144 257H145V259L147 258V256H145V253H144ZM172 257H173V255H172ZM179 257H182V255L179 256ZM170 258L167 259L168 260V263L167 264H189L190 263V262H187V258L186 259H182L183 257L182 258H179V259L177 257L176 258L173 257L172 259H170ZM203 258H204V256H203ZM205 258H206V256H205ZM200 259L198 261H200ZM130 261H132V260H130ZM204 262H205V264H210L211 263V262H209V260H208V262L204 260ZM204 262L202 260V264H204ZM125 264H127V263H125ZM192 264H193V262H192ZM194 264H198L197 261ZM199 264H201V261H200Z\"/></svg>",
	"mask_w": 264,
	"mask_h": 264
}]
</instances>
